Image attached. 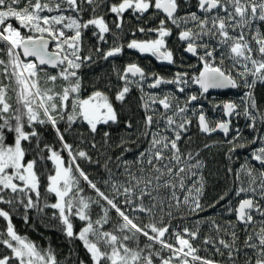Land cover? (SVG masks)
<instances>
[{
	"label": "snow or ice",
	"instance_id": "6c2138e0",
	"mask_svg": "<svg viewBox=\"0 0 264 264\" xmlns=\"http://www.w3.org/2000/svg\"><path fill=\"white\" fill-rule=\"evenodd\" d=\"M195 6L199 15L193 11L179 15L182 7L180 0H118L116 3H106L105 0H0V44L3 45L0 52L7 57L0 58V76L3 77L0 79V203H19L25 210L36 208L42 211L39 207L41 179L36 171L37 159L25 162L26 150L23 147L25 142L34 141L37 150L47 151V159L55 165V174L47 177V191L55 194L57 202L44 206L58 210L65 235L83 242L92 264H154V256L159 257V264H218L213 259L198 255L199 249L193 242L200 236L199 227L191 229L183 226L175 230L170 223L173 208L179 210L188 207L190 213L204 210L200 200L205 189V177L199 172L204 163L197 158L198 152L195 155L191 151L182 152L180 142L182 134L187 133L192 124V120L185 116L189 111L188 106L210 89H247L240 104L227 101L214 106L222 108L227 117L214 124L206 117L202 104L198 111L192 109L202 133L210 135L219 130L227 137L230 132H235L227 141L229 159L238 148L247 147V144L241 143L243 137L240 130L232 128L231 118L243 115L251 122V128L256 127L258 119L264 123V113L260 112L255 99L257 84L264 85V33L258 26L254 27L257 22H264V0H197ZM105 8L115 17L112 26L117 31L123 30L125 13L130 12L138 21L145 14L150 19L162 17L156 27L136 29L139 33H155L157 38L133 39L127 43L128 49L151 54L170 64L175 63L173 53L167 47V38L172 35V28L168 26L171 24L180 29L178 39L186 44L184 51L196 56L201 65L198 73L191 77L188 72H177L172 79L150 74V88L172 84L179 93H184L185 86L191 80L199 85L200 96L188 95L182 106L174 93L165 94L162 98L149 95L147 100L141 97L146 113L141 135L150 139L149 147L137 159L140 165L147 166V171L141 167V174L135 175L125 164L129 186L111 184V197L101 191L77 163L81 159L91 161L88 153L79 148L74 150L73 145L65 140V133L77 119L86 121L93 136L97 133L98 125L119 121L117 109L105 92L96 90L88 98H80L82 78L79 70L87 62L93 61L91 49L88 54L82 55L85 30L92 29V35L97 40L95 52L104 60L119 56L124 51L125 45L118 42L119 37L112 32L109 22L101 14ZM150 9L154 11L150 12ZM85 11L91 13L87 20H83ZM13 20L17 24L15 27ZM189 24L193 27H187ZM252 32L254 35L250 36ZM108 35L113 36V45L107 51H102L99 45L107 43ZM205 38L215 41V44L204 42ZM220 49L224 51L217 63L216 52ZM225 59L231 62V69L224 65ZM239 68L243 71L237 70L236 76H233V69ZM50 69L55 70V74ZM117 77L122 85L117 87L114 100L123 106L131 92L130 85L135 83L143 90L142 82L149 78V74L138 64L129 63L122 72L117 73ZM4 80L8 83H4ZM57 81L61 82L59 86ZM10 90L15 92V107L9 103ZM155 105L162 106L165 131H171V137L159 130L151 131L154 115L148 112L158 111L153 107ZM169 111L172 115H167ZM58 119L66 120L67 127L63 131L58 126ZM45 125L51 126L56 133L59 149L46 142L41 147L37 127ZM155 125L158 128L159 120L155 121ZM26 127L29 130L26 131ZM126 127L132 128L131 120L126 121ZM6 130L15 134L12 144L5 143ZM103 136L107 142L109 133L104 132ZM257 140L261 141L262 146L253 150L252 160L264 169V136L254 137L248 143L255 144ZM91 146L95 148L96 144ZM204 147L211 145L205 144ZM61 152L68 154L67 165ZM39 158L44 159L43 156ZM165 160L167 163H164ZM232 171L231 168L227 169L228 173ZM257 172L258 175L254 174ZM241 174L247 177V186L241 180ZM191 177H197V180L187 186L186 181ZM235 177L234 182L240 183L235 195H246L228 211L235 213L238 222L248 226L256 223L254 212L264 217V205L260 203L264 200V171L254 169L246 161ZM81 179L94 190L97 199L79 195L83 191ZM160 189L169 191L170 199L167 202L160 197ZM177 191L183 193L182 197L177 195ZM154 192L156 195H153ZM9 195L10 198L6 199ZM120 196L124 199L122 203H117ZM146 197L151 201L149 205L144 203ZM224 198L220 196L210 207L214 208ZM93 205L98 206L101 212L95 220L91 215ZM165 208L168 211L165 212ZM129 209L131 213H145L152 219L141 226L135 222V216H130ZM156 209L163 214L159 218H156ZM113 210L119 217V223L113 230L105 231L104 225L109 223V213ZM72 215L85 222L78 233L73 230ZM0 217L7 221L6 232L0 233V237L6 238L0 239V244L12 253L11 256H0V264H59L50 248L38 250L34 243L16 233L8 211L0 208ZM208 222L217 233L224 231L215 220L209 219ZM260 223V231L248 233L244 240L245 247L255 251L254 264H264V221ZM229 226H233L231 222ZM141 235L148 241L143 248L138 244ZM229 235L231 242L223 238L205 237L202 243L212 245L221 256L226 253L229 264H236V256L240 254V249L235 246L238 236L236 231H231ZM130 243H136V247H130ZM157 243L161 246L160 250L154 251L153 246ZM165 249L170 255L160 256V251ZM245 264H253V260L246 259Z\"/></svg>",
	"mask_w": 264,
	"mask_h": 264
},
{
	"label": "trees",
	"instance_id": "16d2710c",
	"mask_svg": "<svg viewBox=\"0 0 264 264\" xmlns=\"http://www.w3.org/2000/svg\"><path fill=\"white\" fill-rule=\"evenodd\" d=\"M116 1L117 0H105L106 3H115ZM195 1L196 0H192L190 6L186 8L185 13L193 11L197 12L198 15L200 14L198 10L195 11V5L197 3ZM185 13L181 15H184ZM101 14L106 17L109 13L105 8ZM178 14L180 15V10ZM90 15L91 13L89 11H85L83 14V20L89 19ZM160 18L161 17L152 19V25L149 23L146 24L145 20H139L137 23L128 21L124 24L125 26L122 31H117L113 28L112 32L115 33L122 42L124 35H129L130 32L127 30H129L130 26L134 25L136 29L138 27H156ZM12 23L14 27L17 26L16 21L13 20ZM168 26L172 28V35L167 38V43L173 53L175 63L170 64L165 61L162 63L155 59V61L150 64V67L147 65V60L141 58L139 53L136 55L133 54V52H130L127 58L118 56L116 58L113 57L104 60L95 52L97 40L92 35V29L90 28L84 32V52L82 55L88 54V50L91 49L93 61L87 62L79 70L78 74L82 78L80 98L83 99V97L90 95L96 90L105 92L109 98L112 99L114 107L117 109L119 121L115 124L109 123V125H98L97 133L93 136L89 133L86 121L77 119L76 122L72 124L71 128H69L68 132L65 133V140L73 145L74 150L79 148L88 153L91 157V161L81 159L78 160L77 163L80 164L81 169H83L85 174L88 175L89 179L96 183L97 187L110 197L113 195L111 184L116 183L118 185L129 186L127 183L129 177L124 170L125 164L128 165L129 170L135 175L141 174L139 171L141 167H144L147 171V166L140 165L137 159L139 154L149 147L150 139V137L146 138L141 135L144 131L143 122L146 114L145 109L142 107L143 101L141 100V97H144V99L147 100L149 95L163 97L165 94L174 93L175 96L178 97V101L182 106L188 95L196 94L197 96H200V89L196 84L192 83L191 80H189L188 85L185 86L184 93H179L177 87L172 84H162L157 88H150L148 86L152 83L150 77L151 73H156L165 79H172L177 72H188L189 77H191L192 75L197 74L201 67L197 57L191 58L184 51L186 44L178 39L180 29H177L171 24ZM256 26H258L260 31L264 33V22H257L254 27ZM187 27H193V25L189 24ZM137 35H140V33L138 32ZM148 35L149 33H143V38L148 37ZM249 35H254V32ZM153 37L154 39L157 38L155 33H153ZM204 42H210L213 45L215 44V41H209L208 38H205ZM109 44L113 45V36L109 39ZM0 48H3L2 44H0ZM222 51L224 50L220 49L216 52L217 63L220 62ZM0 58L7 59L2 52H0ZM130 60H136L142 63L145 68V73L149 74V78L142 82L143 90L137 87L135 83L130 85L131 92L126 99V103L121 106L119 102L114 100L117 87L122 85V82L118 80L117 73L121 72L125 62H129ZM224 65L230 69L232 68L231 62L227 59H225ZM237 70L243 71L242 68L233 69V76H236ZM49 71H51L52 74H55V70L50 69ZM0 79H3V77L0 76ZM237 79L239 81L238 77ZM4 83H8V81L4 80ZM60 83V81H57L58 86ZM12 87L14 88L15 85L13 84ZM57 90H59V87ZM246 91L247 89L243 87L234 88L231 91L213 90L204 94V96H200L199 100L193 101L188 106L189 111L185 114L186 118L192 120V124L188 127L187 133L182 134V140L180 142L182 152L191 151L194 155L198 152L199 156L197 158L204 163V167L199 170V172L205 177V189L200 200L201 204L204 205V210L199 211L198 213H190L188 207H182L179 210L173 208V218L170 220V223L172 229L175 230H180L183 226H187L191 229L199 227L200 236L193 242L194 246L199 249L198 255L204 258L213 259L217 261L218 264H229L227 254L225 253L224 256L217 254L212 245H204L202 241L205 237H213L217 239L223 238L231 242V237L229 235L231 231H236L238 240L236 241L235 246L240 249V254L236 256V264H245L246 259L253 260L254 264L255 251L246 248L244 240L248 233L260 231L262 226L260 221H264V217L259 215V217L254 220L256 223L245 226L239 223L236 219L235 213H230L228 209L237 205L238 201L245 198L246 195L244 193L239 197L235 195L236 190L240 186L239 182H234L236 181L235 173L240 169L241 165L245 164L247 161L249 166L254 167V169L264 171L258 162L252 160V152L254 149H258L262 146L261 141L257 140L255 144L248 143L254 137L264 136V123H261L258 119L256 127L251 128L249 127L251 122L243 115L238 117L233 116L232 128L240 130L243 137L241 143L247 144V147L238 148L235 153L231 154V159H229L227 141L231 139L235 132H230L227 137L222 135L206 136L201 134L197 126V116L193 114L192 109H197L198 111L199 105L202 104L206 117L214 124V122L224 120L223 109L214 106L227 101H234L239 104L238 101L241 102V98ZM159 92H161L162 95L157 94ZM8 95L9 103L13 104L15 107V92L10 90ZM255 99L260 112L264 113V85L257 84L255 89ZM153 107L157 108L158 111L155 113H152L151 111L148 112V114L154 115V126L151 131L159 130L162 134L171 137L172 132L165 131V121L161 117V112H163L162 106L155 105ZM167 115H172V112L169 111ZM176 118L179 119V117ZM127 120H131L132 122L131 129L126 127ZM156 120H159L158 128L155 125ZM58 126L61 131H63L65 127H67L66 120L58 119ZM25 130L27 131L29 129L26 127ZM37 131L41 136V147H43V143L46 142L59 149L60 145L57 141L56 133L51 126H38ZM104 132L109 133L107 142H105L103 136ZM14 135V133L6 130L5 143L12 144L14 142ZM93 143L96 144L95 148L91 146ZM205 144L211 145V147L205 148ZM23 147L26 150L25 162L31 159H37L36 171L41 179L39 207L42 211L36 208L25 210L23 205L19 203H14L12 205L0 203V208L10 213L11 223L19 236L28 242L34 243L38 250L44 251L50 248L56 255L59 264H80L81 261H83L84 264H92L90 254L84 247L83 242L79 239H69L65 235L58 218V210L44 206L45 204L51 205L52 203L57 202L55 194L47 191V177L55 174L54 162L47 159L49 153L47 151L39 152L34 141L32 143L25 142ZM61 155L64 157L65 165H67L68 154L66 152H61ZM41 156L44 157L43 160L39 158ZM164 163H167V160H165ZM191 163H195V161H191ZM228 168L233 170L232 173L227 172ZM193 171L197 170L193 169ZM254 174L258 175V172ZM196 180L197 177H191L190 180L186 181V185L191 186ZM241 180H243L245 186H247V177L241 174ZM104 181H108L109 183L105 184ZM80 187L83 191L80 192L79 195L90 197L93 200L97 199L94 190L88 187L83 179L80 180ZM225 193H227V195H225ZM10 195L5 198H10ZM153 195H156V193L154 192ZM159 195L162 199H165L166 202L170 199V193L166 189H160ZM177 195L182 197L183 193L177 191ZM222 195L225 196L224 200H220L219 203H216L214 208L210 207V205L219 200ZM33 199L35 200L34 194ZM123 199L124 197L120 196L117 199V203H122ZM144 203L145 205H149L151 201L146 197ZM260 203L264 205V200H261ZM154 211L156 213V218L163 215L160 213L159 209ZM166 211H168L167 208H165V212ZM54 213H56L57 216L54 217ZM100 214V208L93 205L91 209L93 220L99 218ZM129 214L130 216H135L137 218L135 222L139 223L141 226L149 223L152 219L145 213H131L130 209ZM25 217H27V219H25ZM109 217V223L104 225L103 228L105 231L113 230L114 226L119 223V217L114 210L110 211ZM209 219L215 220L224 231L217 233L212 224L208 222ZM70 220L73 224V230L76 233L85 226V222L79 220V218L74 215L70 216ZM164 220L166 222L168 221L166 215L164 216ZM197 221H200L199 225L197 224ZM230 222L233 225L231 227L229 226ZM6 226L7 221L0 217V233L6 232ZM172 229H170V231ZM2 238L6 237H0V239ZM147 243L148 241L145 237L142 235L139 236V247L143 248ZM129 246L136 247V243H130ZM101 247L103 250V246ZM160 247L161 246L158 243L154 244L153 250L159 251ZM4 255L11 256V250L7 249L5 245L0 244V256ZM168 255H170V253L166 249L160 251V256L167 257ZM154 264H159V257L154 256Z\"/></svg>",
	"mask_w": 264,
	"mask_h": 264
},
{
	"label": "flooded vegetation",
	"instance_id": "af4514ba",
	"mask_svg": "<svg viewBox=\"0 0 264 264\" xmlns=\"http://www.w3.org/2000/svg\"><path fill=\"white\" fill-rule=\"evenodd\" d=\"M116 2H118V0H117ZM116 2H115V3H116ZM180 2H181V4H182V7H181V9H180V15H181V14H183V13L186 12V8L190 6L192 0H180ZM195 2H197V0H196ZM152 11H153V9H150V12H152ZM195 11H197V8H195ZM181 12H183V13H181ZM198 12H199V11H198ZM161 18H162V17H161ZM105 19H106V21L109 22V26L113 29L114 27L112 26V21L115 19V17H114L112 14L109 13V14L105 17ZM141 20H142V21L145 20V21H146V24L149 23L150 25H152V19L149 18V15H148V14H145L143 17H141ZM141 20H140V21H141ZM128 21H131V22H133V23H137V22H138V20L135 18V16H134L133 14H131L130 12H129V13H125V23H127ZM124 26H125V25H124ZM149 28H150V27H149ZM127 31L130 32L129 35H128V34H125V35H124V39L122 40V42H121V39H119V41H118L120 44L125 45L123 53H122L121 55H119V56L127 58L130 52H133V54H136V55L139 53V56H140L141 58L147 60V65L150 67V64H152V62H154L155 59H157L156 57L152 56L151 54H142V53H140V52H138L137 50H134V49H128V48L126 47V45H127L128 42H130V41L133 40V39H136V40L154 39V37H153V33H149L148 37L143 38V33H140V35H137L138 32L136 31V28H135L134 25L130 26V27H129V30H127ZM133 33H135V34L133 35ZM111 38H112V35H108V36H107V43H101V44L99 45V47L102 49V51H107V50L112 46L111 44H109V39H111ZM96 45H97V44H96ZM51 46H52V45H50V49H52ZM167 47H168V49H170V47L168 46V43H167ZM106 48H107V49H106ZM116 57H118V56H116ZM116 57H114V58H116ZM110 58H113V57H110ZM193 58H196V56L193 57ZM157 60H158V59H157ZM158 61L163 63V61H161V60H158ZM165 62H166V61H165ZM129 63H136V64H138L141 68H143L144 71H145V68L143 67L142 63H140V62H138V61H136V60H132V61L130 60L129 62H125V64H124L123 67H122L121 72L123 71V69L125 68V66H126L127 64H129ZM233 89H234V88H231V89L226 90V91H231V90H233ZM232 119H233V117H232ZM232 119H231V120H232ZM259 215H260L259 213H255V212H254V213H253L254 220H256V219L259 217ZM239 223H240V222H239Z\"/></svg>",
	"mask_w": 264,
	"mask_h": 264
},
{
	"label": "water",
	"instance_id": "95a60500",
	"mask_svg": "<svg viewBox=\"0 0 264 264\" xmlns=\"http://www.w3.org/2000/svg\"><path fill=\"white\" fill-rule=\"evenodd\" d=\"M51 50V49H50ZM186 52V51H185ZM186 54L189 56V57H191V58H193V57H195V56H193L192 54H190V53H187L186 52ZM198 88H199V85H196ZM200 89V88H199ZM229 89H231V88H225V89H210L209 90V92L210 91H213V90H221V91H226V90H229ZM224 119H227V117H225V115H224ZM232 119V118H231ZM197 126H198V121H197ZM198 130H199V127H198ZM199 132L201 133V134H204V133H202L200 130H199ZM204 135H206V134H204ZM212 135H222V136H225L221 131H217V132H215V133H212V134H210V135H206V136H212Z\"/></svg>",
	"mask_w": 264,
	"mask_h": 264
},
{
	"label": "rangeland",
	"instance_id": "374dc122",
	"mask_svg": "<svg viewBox=\"0 0 264 264\" xmlns=\"http://www.w3.org/2000/svg\"><path fill=\"white\" fill-rule=\"evenodd\" d=\"M92 94V93H91ZM90 94V95H91ZM157 94H159V95H162V93L161 92H159V93H157ZM90 95H88V96H85V97H83V99H86V98H88ZM162 98V97H161ZM237 101H238V99H237ZM239 102V104L241 103L240 101H238Z\"/></svg>",
	"mask_w": 264,
	"mask_h": 264
}]
</instances>
